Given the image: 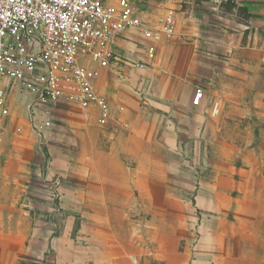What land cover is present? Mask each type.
I'll list each match as a JSON object with an SVG mask.
<instances>
[{"label": "crops", "instance_id": "0c3cea01", "mask_svg": "<svg viewBox=\"0 0 264 264\" xmlns=\"http://www.w3.org/2000/svg\"><path fill=\"white\" fill-rule=\"evenodd\" d=\"M228 1L229 11L216 5ZM135 2L154 20L172 11L176 35L156 44L152 60L137 31L115 39L116 58L94 81L114 122L99 127L97 110L63 104L44 147L27 133L0 149V264H139L147 243L160 245L159 194L174 191L166 164L181 157L178 146L190 154L213 141L221 148L195 198L199 262L211 264L215 251L224 264L247 248L264 264V0ZM17 100L27 117L29 97L12 109ZM54 180L57 212L40 186Z\"/></svg>", "mask_w": 264, "mask_h": 264}, {"label": "built area", "instance_id": "2783aa9c", "mask_svg": "<svg viewBox=\"0 0 264 264\" xmlns=\"http://www.w3.org/2000/svg\"><path fill=\"white\" fill-rule=\"evenodd\" d=\"M130 31L149 42L146 54L152 60L156 44L176 35L174 13L166 11L154 20L135 0H0V144L9 125L11 99L19 95L29 97L27 125L39 147L46 145L45 133L60 105L85 113L97 110L99 127L114 121L94 81L97 70L115 60V39ZM201 99L202 91L196 89L193 106ZM40 186L57 212L60 181Z\"/></svg>", "mask_w": 264, "mask_h": 264}, {"label": "rangeland", "instance_id": "374dc122", "mask_svg": "<svg viewBox=\"0 0 264 264\" xmlns=\"http://www.w3.org/2000/svg\"><path fill=\"white\" fill-rule=\"evenodd\" d=\"M196 1V3L199 4L204 0ZM216 5L222 8V10H224L223 12L229 11L231 8L229 1L217 2ZM240 17L241 19L244 18L242 13H240ZM15 98L12 97L11 102H13ZM21 105L22 104H20L18 100L14 102L10 117L11 120L3 135L0 149L4 145L13 146L11 143L12 140L17 138L22 139V137L28 136L30 133L29 126L26 123V112L23 105ZM87 117L80 119V121L82 120L83 123L88 124L91 123L92 119ZM60 123L53 122L51 128H54V124L59 126ZM63 132L70 140L75 138L76 134H78L71 126L68 127V130ZM84 132L85 134L83 136L81 134V137L86 140L88 135L86 131ZM220 148L221 147L216 145L215 141H213V144L203 145L198 147V149L192 146L190 154L187 153V151L189 152V148L183 146L177 147L176 153H179L181 157L176 154L177 159L166 164L171 167L168 180L170 186L173 185L174 187V193L170 191L172 193H170L169 198L162 197L163 195L160 193V209L155 211L158 223L157 226L154 227V230L160 234L158 252L156 248L150 246V243H147V246L150 247L145 246V253L140 259L139 264H200L201 215L199 207L196 205L195 198L201 183L207 181L209 178V174L207 173L212 165L209 159H211V161L215 159V154L219 152L218 150ZM194 150H197V155L200 157L199 159L193 156ZM183 153L186 154V157L182 156ZM205 153L208 154L207 157H205ZM144 218L146 221L149 215L145 213ZM146 229L149 231L150 227L148 226ZM245 244L247 246V243H242L243 248ZM240 251H242L241 254ZM215 254L216 252L213 251L210 263L223 264L220 258H216ZM236 254L238 255L237 258H227L224 264H254V259L249 257L247 248L245 250L237 248Z\"/></svg>", "mask_w": 264, "mask_h": 264}]
</instances>
